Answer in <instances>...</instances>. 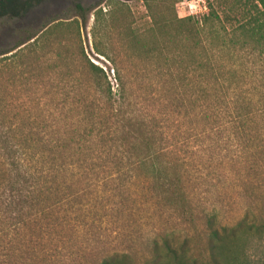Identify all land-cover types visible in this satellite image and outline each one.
Listing matches in <instances>:
<instances>
[{"label":"trees","instance_id":"obj_1","mask_svg":"<svg viewBox=\"0 0 264 264\" xmlns=\"http://www.w3.org/2000/svg\"><path fill=\"white\" fill-rule=\"evenodd\" d=\"M208 8L201 21L177 19L186 30L168 43L178 39L187 50L167 53L162 67L145 70L148 104L134 98L123 68L115 71L114 92L90 62L87 86H71L61 103L40 96L11 113L0 95V264L43 261L48 243L62 241L69 215L99 223L130 179L151 184L157 207L177 225L195 226L199 214L184 169L191 148L212 153L220 164L233 149L236 162L247 165V179L254 171L261 180L256 189H264V0H216ZM201 214L208 264H242L240 239H264V205L230 227ZM177 236L153 238L144 264H199L188 256L190 237L179 243ZM130 258L118 252L99 264H131Z\"/></svg>","mask_w":264,"mask_h":264},{"label":"rangeland","instance_id":"obj_2","mask_svg":"<svg viewBox=\"0 0 264 264\" xmlns=\"http://www.w3.org/2000/svg\"><path fill=\"white\" fill-rule=\"evenodd\" d=\"M209 3L216 7V0H0V59L21 56L0 63V95L11 113L23 101L40 96L53 105L61 103L71 86H87L90 62L104 71L114 92L115 71L123 68L133 81L134 98L148 104L151 90L145 70L162 67L167 53L187 50L178 39L168 43L186 30L177 19L201 21ZM218 12L223 17L221 9ZM136 70L141 75L134 77ZM27 78L28 85H23ZM195 151L198 155L192 158ZM211 154L197 147L185 155L187 191L199 214L195 226L177 225L170 213L157 207L151 184L130 179L121 186L120 197L111 201L109 212L100 214L99 223L89 224L83 214L69 215L62 241L57 246L56 238L48 245L46 241L49 254L38 264H99L118 252L131 256V264H144L153 255V238L172 231L179 243L190 237V259L208 264L205 239H199L206 228L201 212L215 214L217 226L230 227L245 212L257 213L264 205V189H256L261 180L254 171L247 179V165L236 162L233 149L223 152L224 164ZM114 207L118 211L113 212ZM236 249L243 254L242 264H264V239L244 236Z\"/></svg>","mask_w":264,"mask_h":264}]
</instances>
